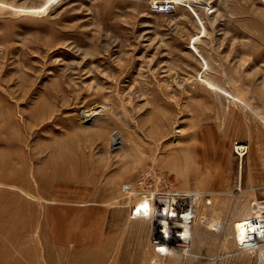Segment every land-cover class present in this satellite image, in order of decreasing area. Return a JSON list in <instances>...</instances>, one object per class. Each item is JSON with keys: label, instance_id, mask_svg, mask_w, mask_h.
Returning <instances> with one entry per match:
<instances>
[{"label": "rangeland", "instance_id": "rangeland-1", "mask_svg": "<svg viewBox=\"0 0 264 264\" xmlns=\"http://www.w3.org/2000/svg\"><path fill=\"white\" fill-rule=\"evenodd\" d=\"M167 1L0 0V264H264L234 240L264 197V0ZM146 187L185 194L187 246L154 253Z\"/></svg>", "mask_w": 264, "mask_h": 264}, {"label": "built area", "instance_id": "built-area-1", "mask_svg": "<svg viewBox=\"0 0 264 264\" xmlns=\"http://www.w3.org/2000/svg\"><path fill=\"white\" fill-rule=\"evenodd\" d=\"M173 1L169 0L166 3H160L157 5L158 9L162 12H171L173 10L174 4ZM240 142H235L233 145L234 152L239 157L246 152L244 146L239 145ZM242 143V142H241ZM147 174V173H145ZM143 180H139V183H142ZM133 187L130 183H125L122 185V191L125 194H133ZM185 196V194L175 191L174 193H169L166 196L164 194H159V192H153L149 187L141 189L138 193L137 201H145L146 208L139 207L136 202L132 205L131 213L133 216L140 218H148L153 213L158 214L159 212L165 214L167 212V218H175L177 213L174 210L175 203L164 202L168 200L167 197L177 199ZM208 201V200H207ZM253 212L245 218L242 223V237L241 240L234 238L237 249L241 251H250L254 249H264V197L256 200L253 203ZM186 207L182 208L186 214L190 215V209L185 210ZM140 210V211H139ZM166 221V220H165ZM161 223V221H160ZM162 224V223H161ZM163 231V227L160 226L159 231ZM160 234L162 232L160 231ZM165 234H163L164 236ZM150 243L153 246L154 253L159 256H165L168 254L167 249H171L170 246H177L171 244H165L162 240H159L153 233L150 237ZM153 259L150 260V264H153Z\"/></svg>", "mask_w": 264, "mask_h": 264}, {"label": "bare ground", "instance_id": "bare-ground-1", "mask_svg": "<svg viewBox=\"0 0 264 264\" xmlns=\"http://www.w3.org/2000/svg\"><path fill=\"white\" fill-rule=\"evenodd\" d=\"M50 1L51 0H44L43 4H47ZM175 1L176 2L178 1L179 2L180 0H175ZM43 4L40 5L39 7H35V8H26V9H22L21 8V9H17V10L20 11V12L38 13L39 14V13H41V12H43L45 10V7H44ZM191 49L194 52L198 53L197 48L194 46V42H192V44H191ZM199 57L201 58L202 62L204 64H206V61L201 57V55H199ZM202 81H204L206 84H208L211 88H215L216 87L214 83L208 81L206 78H202ZM89 110L90 111L88 113H86L85 115L86 116L88 115L89 118H90V116H93V115L98 114L101 109H99V108H93L92 107ZM256 116L264 123V118L262 116H259L257 114H256ZM117 138H118L117 136H114L113 137V142L114 143H117L118 142ZM239 145L244 146L245 148L247 147V145L245 143H239ZM189 195L192 197V200H193V198L196 200V198L198 197V193H190ZM166 201L167 202H171V203H173V202L175 203L174 210L177 213L176 217H178V219L180 220V223H178V222L176 223L175 220H174V218H167V212H165V214H164V212L163 213L159 212L157 215H158V218L159 219L161 218V220H162L161 223H162V227H163V231L162 230H160V231L161 232H166L167 234H169V238H162V237H157V238L159 240H162L165 244L168 243V244H171L172 245V243H174V245H177V246H187L188 241H189L188 240V235H189V232H190L189 231V222L191 220H189V218H190L189 215H187L185 213V211L184 212L182 211V208H183L182 206L184 205V203H188V202H186L185 199H180V201H176L174 198H170L169 200H166ZM136 204H138L139 207L146 208V202L145 201H137ZM184 206H186V205H184ZM195 215H196V213H195ZM243 220L244 219L239 220L238 222H236V226H235L234 238L236 237V238H238L240 240H241L240 237H242V233H243L242 223H241V221H243ZM215 222L217 223L218 221H214L213 223H215ZM163 225H165V227ZM174 228H177V230H176L177 233L174 232ZM167 250H169V249H167Z\"/></svg>", "mask_w": 264, "mask_h": 264}]
</instances>
